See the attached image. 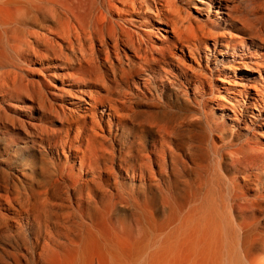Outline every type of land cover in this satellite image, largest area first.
I'll use <instances>...</instances> for the list:
<instances>
[{"label":"bare ground","instance_id":"bare-ground-1","mask_svg":"<svg viewBox=\"0 0 264 264\" xmlns=\"http://www.w3.org/2000/svg\"><path fill=\"white\" fill-rule=\"evenodd\" d=\"M244 44L264 45V0H0V181L20 172L0 218L46 226L73 264H264V127L240 116L264 109V55L241 62L263 83L199 66ZM179 74L204 131L152 112V80L182 90Z\"/></svg>","mask_w":264,"mask_h":264},{"label":"rangeland","instance_id":"rangeland-1","mask_svg":"<svg viewBox=\"0 0 264 264\" xmlns=\"http://www.w3.org/2000/svg\"><path fill=\"white\" fill-rule=\"evenodd\" d=\"M247 6V2L244 3ZM250 4V3H249ZM206 17V14H203ZM257 48V50H256ZM261 55H264V45H252V44H244L237 48V51L233 53L224 52L222 55L214 54V51H211L209 54V59L204 57L200 60L199 66L201 68L207 69V65L216 69L219 72H225L222 77H226L230 79L232 85L240 86L246 82L249 83H263L264 82V69H263V82L259 81L260 75L259 71L246 68L241 66L243 58L248 60L250 63L252 60L251 57L262 58ZM237 61H236V60ZM224 62H223V61ZM226 66H224V65ZM235 67V70L231 67ZM224 68V69H223ZM216 73V72H215ZM182 82L185 84L182 86V90H177L173 86H166L164 91H160L158 85H161L158 80H152L153 91L156 96V103L152 105L151 109L157 119L168 120L169 122L177 125L180 122H184L183 126L185 128H195L204 131V122L201 118V104L202 100L201 95L203 91L196 90L191 84H189L184 78L183 74H179ZM217 77V76H216ZM173 78V77H171ZM217 79V78H214ZM234 79V80H233ZM165 80V79H163ZM236 80V81H235ZM224 80L220 79V84H223ZM252 91H255L251 88ZM209 92H216V94L212 97V102L218 100H226L231 95H233V91H225V87L223 86L221 90H217L213 87ZM233 97V96H231ZM253 99L251 97L248 98L246 106L241 108L242 119L245 117H249L250 114H255L257 118V123L254 127L262 128L264 126V109L262 106L254 107L252 104ZM211 103V102H210ZM225 109L231 111V107L228 105L223 106ZM148 108V107H147ZM218 111H221L219 107H216ZM249 110V112H247ZM255 112V113H252ZM251 116V115H250ZM254 117V118H255ZM252 118V119H254ZM244 127V123L241 124ZM233 124L227 122V126L225 130L221 133L225 136H231L233 132L240 133V135H247V132L244 128L241 129L236 126L233 129ZM264 129V128H263ZM258 132L257 130H253ZM234 138L235 135H234ZM237 139V138H236ZM264 140V138H262ZM133 137H127V141L131 143L133 141ZM212 160V165L215 163L214 154L210 155ZM1 165V164H0ZM224 177L228 179V173L224 172ZM37 179L40 181H46L47 177L42 175L41 172L38 171L36 174ZM20 176V172L16 169H10L8 166L2 164L1 167V181L0 187L1 190H5L7 188H13L14 181ZM178 180L181 184H183L186 180L184 175H179ZM222 181H224L222 179ZM229 184H226V188ZM62 189V186L59 185L57 188L50 189V193L54 194L55 191H59ZM152 197V207L156 212L162 208L161 205V195L159 189L154 187L153 191L150 193ZM125 207H122L119 210V213L125 217L129 214ZM19 223V224H18ZM18 223L16 222H8L5 219L0 218V264H73L76 251L72 248L63 247L58 248L57 245H53L52 240L50 241L51 236L48 235L46 231V226L42 228L41 232L36 231L35 226L28 223L27 220L22 219ZM46 224V223H44ZM53 224V219L50 221V225ZM259 230L264 232V217L262 219V223L260 224ZM46 242L50 243V246L47 250L43 249V245ZM94 264H99L98 261H95Z\"/></svg>","mask_w":264,"mask_h":264}]
</instances>
